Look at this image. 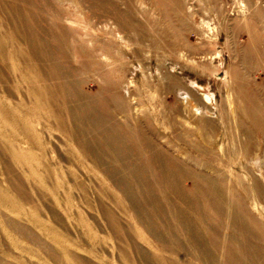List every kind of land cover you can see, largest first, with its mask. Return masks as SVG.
<instances>
[{"label":"rangeland","instance_id":"obj_1","mask_svg":"<svg viewBox=\"0 0 264 264\" xmlns=\"http://www.w3.org/2000/svg\"><path fill=\"white\" fill-rule=\"evenodd\" d=\"M0 264H264V0H0Z\"/></svg>","mask_w":264,"mask_h":264}]
</instances>
